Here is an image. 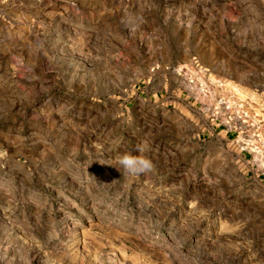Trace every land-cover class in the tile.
<instances>
[{"label": "rangeland", "instance_id": "obj_1", "mask_svg": "<svg viewBox=\"0 0 264 264\" xmlns=\"http://www.w3.org/2000/svg\"><path fill=\"white\" fill-rule=\"evenodd\" d=\"M263 178L264 0H0V264H264Z\"/></svg>", "mask_w": 264, "mask_h": 264}, {"label": "clouds", "instance_id": "obj_2", "mask_svg": "<svg viewBox=\"0 0 264 264\" xmlns=\"http://www.w3.org/2000/svg\"><path fill=\"white\" fill-rule=\"evenodd\" d=\"M148 150L147 142H142L137 147V152L140 155H133L131 153H124L118 158L119 168L123 170L125 175L148 176L155 172V164L153 160L148 158L144 153Z\"/></svg>", "mask_w": 264, "mask_h": 264}, {"label": "crops", "instance_id": "obj_3", "mask_svg": "<svg viewBox=\"0 0 264 264\" xmlns=\"http://www.w3.org/2000/svg\"><path fill=\"white\" fill-rule=\"evenodd\" d=\"M208 133L210 137H212V135H216L222 137L228 142H236L241 139V136L236 129H233V127H227L225 125L213 127L210 131H208ZM262 181L264 182V178Z\"/></svg>", "mask_w": 264, "mask_h": 264}]
</instances>
